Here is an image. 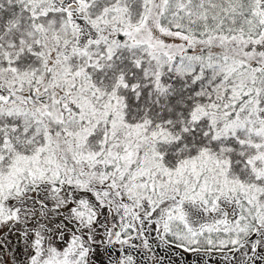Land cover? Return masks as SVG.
<instances>
[{
  "label": "snow or ice",
  "instance_id": "6c2138e0",
  "mask_svg": "<svg viewBox=\"0 0 264 264\" xmlns=\"http://www.w3.org/2000/svg\"><path fill=\"white\" fill-rule=\"evenodd\" d=\"M0 264H264V0H0Z\"/></svg>",
  "mask_w": 264,
  "mask_h": 264
}]
</instances>
